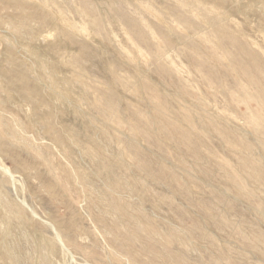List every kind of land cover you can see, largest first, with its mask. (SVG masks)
Here are the masks:
<instances>
[{
  "label": "rangeland",
  "instance_id": "1",
  "mask_svg": "<svg viewBox=\"0 0 264 264\" xmlns=\"http://www.w3.org/2000/svg\"><path fill=\"white\" fill-rule=\"evenodd\" d=\"M0 264H264V0H0Z\"/></svg>",
  "mask_w": 264,
  "mask_h": 264
},
{
  "label": "bare ground",
  "instance_id": "2",
  "mask_svg": "<svg viewBox=\"0 0 264 264\" xmlns=\"http://www.w3.org/2000/svg\"><path fill=\"white\" fill-rule=\"evenodd\" d=\"M52 34V33H51Z\"/></svg>",
  "mask_w": 264,
  "mask_h": 264
}]
</instances>
